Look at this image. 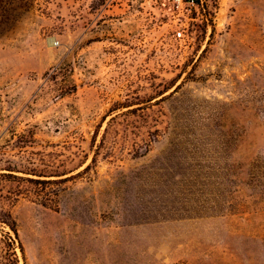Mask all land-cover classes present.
Here are the masks:
<instances>
[{
    "label": "rangeland",
    "instance_id": "rangeland-1",
    "mask_svg": "<svg viewBox=\"0 0 264 264\" xmlns=\"http://www.w3.org/2000/svg\"><path fill=\"white\" fill-rule=\"evenodd\" d=\"M0 264H264V0H0Z\"/></svg>",
    "mask_w": 264,
    "mask_h": 264
},
{
    "label": "built area",
    "instance_id": "built-area-1",
    "mask_svg": "<svg viewBox=\"0 0 264 264\" xmlns=\"http://www.w3.org/2000/svg\"><path fill=\"white\" fill-rule=\"evenodd\" d=\"M178 4H182V3H187V4H195V2L197 0H175ZM186 31H187V26L186 24L185 25H181L177 28L176 30V36L178 38H182V37H185L186 35Z\"/></svg>",
    "mask_w": 264,
    "mask_h": 264
}]
</instances>
